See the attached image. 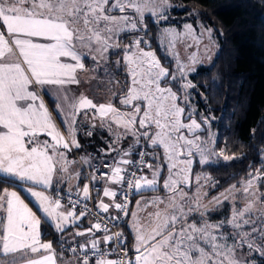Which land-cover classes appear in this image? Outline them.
<instances>
[{"label": "snow or ice", "instance_id": "1", "mask_svg": "<svg viewBox=\"0 0 264 264\" xmlns=\"http://www.w3.org/2000/svg\"><path fill=\"white\" fill-rule=\"evenodd\" d=\"M168 6V0H111V3L110 0H0V176L29 183L31 186L26 190L36 198L38 209L54 222L56 231L63 233L73 225L78 226L77 222L89 214L86 206L79 214L75 211L81 203V191L83 200L90 199L87 184L75 193L76 200L72 192H68L70 207L67 208L60 195L45 194L52 188L54 177L57 184L64 178L65 187L67 179L73 176L79 179L80 173L69 171L74 161L67 157L73 147H80L75 138L76 117L82 112L88 116L90 109L93 118H99L101 126H106L109 132L113 125L123 129L104 150L106 156L116 153L104 164L108 171L102 172L99 178L89 177L97 183L104 179L119 188L104 187L103 196L110 201L99 200L96 222L89 224L85 231L75 232L76 236L90 234L93 237L90 242L79 245L85 258L76 264H89L88 251H100L101 238L95 236L96 232L104 233L105 244L125 245L122 233L108 234L110 230L99 219V213L108 214L112 208L127 216L128 192L151 191L159 183L164 166L153 168L151 163L144 162V152L138 153L141 162L137 168L129 170L133 161L127 157L132 155L133 146L116 147L127 135L133 137L136 146L144 138L153 149L163 147L169 173L163 188L168 196L146 202L154 206L155 211L147 213L143 222L135 221L132 257L125 248L121 253L123 259H97L92 264H251V260L245 258L247 254L264 257V223L258 226L250 216L257 196L255 182L264 181V173H250L242 182L240 194L252 197L253 201L234 209L228 222L234 230L232 234L225 235L221 231L224 224H210L203 219L199 197H193L194 202H191L183 188L191 186L194 151L200 155L199 163L208 162L212 149L195 133L202 125H208L211 118L204 117L198 122L189 113L188 123L183 122L185 109L178 103L181 98L170 86L161 84L165 77L172 80L176 77L160 65L154 52L139 47L142 38L127 46L124 57L130 76V86L118 100L124 111L112 103L97 104L83 94L76 97L71 93L69 86L80 84L78 73L85 70V58L95 61L97 56L93 52L102 56L115 47L113 38L120 31H142L146 28L142 23L146 13L166 20ZM126 9L134 16L111 14L113 11L125 13ZM184 29L188 33L195 31L191 25H185ZM211 31L208 29L209 34ZM165 35L179 33L167 29ZM180 71L183 77L184 66ZM45 86L52 87L48 94L52 97L53 111L60 114L68 138L55 124L39 94L42 89L47 91ZM183 87L194 85L189 82ZM186 132L192 133L193 138H187ZM232 158L224 157L225 160ZM82 160L88 162L87 158ZM145 167L151 171V179L137 175V171ZM196 183L199 187V176ZM37 187L44 190H35ZM121 188H127L128 192L120 191ZM118 195L122 197L120 202L116 199ZM137 204L139 206V202ZM194 211L200 216L199 223L189 219ZM118 219L119 216H105L107 221ZM260 219L264 220V214ZM40 224V218L16 191L0 189V261L57 264L52 242L41 240ZM75 250L74 246L69 247L70 252Z\"/></svg>", "mask_w": 264, "mask_h": 264}, {"label": "trees", "instance_id": "2", "mask_svg": "<svg viewBox=\"0 0 264 264\" xmlns=\"http://www.w3.org/2000/svg\"><path fill=\"white\" fill-rule=\"evenodd\" d=\"M168 2L176 6L169 10L170 15L201 21L218 41L219 50L212 65L199 68L190 80L196 103L211 118L217 134L215 149L233 157L203 168L215 180L217 192L226 194L242 188L241 183L250 173H264L261 157L264 150V0ZM143 35L146 38L149 35L154 43L149 48L168 67L162 49L155 42L156 32L149 30ZM8 187L16 184L0 179V189ZM260 187L264 190V181ZM161 192L160 188L142 194ZM129 240L131 244L130 235ZM53 241L60 249L57 239Z\"/></svg>", "mask_w": 264, "mask_h": 264}, {"label": "rangeland", "instance_id": "3", "mask_svg": "<svg viewBox=\"0 0 264 264\" xmlns=\"http://www.w3.org/2000/svg\"><path fill=\"white\" fill-rule=\"evenodd\" d=\"M168 5L169 6L167 7L165 12V14L167 15L166 20H161L158 16H151L146 13L142 21L143 25H146V28H144L142 31L139 32L120 31L113 38V43L116 45L115 47L109 48L108 51L104 53L102 56L93 52L92 54L96 55L97 59L93 61L92 59L88 58L86 68L88 67V70L90 71L89 73L90 80L89 82H87V77L85 78L83 77L84 80L83 84L87 85L89 83L94 87H98V86L106 87L107 88L106 93L109 92V87L112 84L111 86L112 104L116 108L124 111L125 110L124 107L118 102V100L123 95L124 91L130 86V76L128 74V68L126 67V63L124 61V57L127 53V46L132 45L137 38H142V43L140 44L139 47L145 51L154 52L156 58L159 60L155 51L149 48L151 44H154L153 42H151V38L149 37V35L148 38H146V36L143 35V33L144 32L146 33V31L154 30L156 32L155 42L162 49V52L167 59V63L169 64V66L167 67L164 64H162L161 61L159 60L160 65L165 69H167L170 75L176 77V79L174 80L165 77L164 80L161 81V84L162 86L165 85L170 86L173 92H176L177 95L181 98L178 101V103L180 107H183L185 109V112L182 117L184 123H188L189 113H191L192 118L200 122L203 120L204 117H208V116L204 113V111L201 110L200 105H197L196 103L197 101L194 98V94H193V87H189L185 89L183 85L189 82L191 85H193L190 80L191 76L195 72H197L199 68L209 67L212 65L214 58L219 50L218 41L215 39L213 31H211V33L209 34L208 29L202 24L201 21L193 20V17L189 18L186 16H180L175 14L170 15L169 10H171L176 6L170 4L169 2ZM109 11L111 10L109 9ZM111 14L117 16L125 15V14L134 16L131 10L128 9H126L125 13H119L113 11L111 12ZM185 25H191L192 28L195 29V31L191 33L186 32L184 29ZM167 29L174 30L176 33H179V35L176 36L165 35V31ZM133 51H135V49H133ZM181 66H184L183 77L181 76V71H180ZM94 71H96V73H93ZM115 89L116 92L119 93L117 98L114 97L113 95ZM107 98H108V94H107ZM115 100L117 101L116 104H115ZM106 121L108 122V118H106ZM113 127L115 128V129L113 128L115 132H113L112 140H114L117 135L123 133L122 128L116 127L115 125H113ZM185 135L189 139L193 138L192 133L186 132ZM195 135L199 136L200 140L206 142L207 146L211 148L212 151L211 154L208 156L207 163H199L198 161L200 160V155L198 152L194 151L193 164L191 168H193V166L196 165L197 169L200 168V170L203 171L204 166L219 165L224 161L227 162L231 160V159L225 160L224 159L225 155L220 154L222 151H217L215 149L217 134L212 128L211 119H210V123L208 125H202L201 129L197 130ZM122 139L125 142V137H122L121 140ZM141 140L143 142H146L148 145V148L150 150L149 163L152 164L153 168H156L158 165L164 166L163 170L160 172V175L158 177L159 183L155 187L157 189L160 188L162 189L163 184L161 183L162 181L164 183V180L167 177L165 171L167 163L165 161L164 164L163 163L161 164L162 161H161L160 151L164 149L162 146L153 149L150 146L149 141L145 140L144 138H141ZM261 157L262 160L264 161V150L261 154ZM202 171L198 172V176L202 179L200 188L196 192H194V194L188 196L191 202H194L192 201L193 197L198 196L200 204H203L211 200L212 197L216 196V193L219 194L216 190L215 180L209 174L203 173ZM163 175H165V178L161 180V177ZM255 183H256L257 196L254 199L250 216L253 219V221L256 222L257 225L259 226L260 223H264V220L260 219L261 215L264 214V199H261V197H264V190L260 187L263 184V181H256ZM241 190L242 188L233 189L230 192L223 194V199L218 204V210L220 214H219V219L216 222L208 221L206 219V214L203 215V219L210 224H224L225 227L222 228L221 231H223L225 235L232 234L234 230L228 226V222L232 216L234 209L238 210L242 204H247L253 201L252 197L250 196L245 197L241 195L240 194ZM17 193L20 195L21 199H23L24 202L29 206V208L33 210L30 203L23 198L24 195L28 197L26 188H22V190L18 191ZM225 197L228 198L225 199ZM195 220L197 221V223H199L200 217H197ZM40 234L42 240V237H44L45 234L49 235V234H53V232L50 231L40 232ZM58 235L59 234L56 232L54 236L58 237ZM45 238L47 239V241L52 242L49 236ZM257 243H259V241H257ZM245 258L250 259L251 264H264V257L256 253L247 254Z\"/></svg>", "mask_w": 264, "mask_h": 264}, {"label": "crops", "instance_id": "4", "mask_svg": "<svg viewBox=\"0 0 264 264\" xmlns=\"http://www.w3.org/2000/svg\"><path fill=\"white\" fill-rule=\"evenodd\" d=\"M87 61H88V58H85L83 60V63L85 65V70L78 73V78L80 79V84L79 85L74 84V85L69 86L71 93L76 97H79L81 94H83L85 97L92 99L93 102L97 103V104H99V103H105V104L112 103V99H111V94H112L111 93L112 92L111 86H112V84L109 87V92H107V93H106V89H107L106 87H102V86L94 87L93 85H91L89 83L87 85L83 84L84 83L83 77L84 78L87 77V82H89V80H90V74H89L90 71L88 70V67L86 68ZM93 73H96V71H94ZM45 88L47 89V91L42 89V90H40L39 94H40L41 98L43 99L45 105L48 107L49 111L52 113L55 124L57 125L59 130L64 134V136L66 138H68L69 133L65 129V124L61 121L60 114L53 111L52 97L48 94L49 92L52 91V87L51 86H45ZM107 94H108V98H107ZM118 94L119 93H117L116 89H115L114 94H113L114 97L117 98ZM116 103H117V101L115 100V104ZM87 111L89 113L88 116H85L82 112L75 119V126H74L75 127V138L78 140L80 147L79 148L73 147L71 152L67 153L68 160L74 161V163H72L70 165L69 171L72 173H76V172L80 173L79 179H76L74 176L72 178L67 179V187H65V179L64 178H62L60 183L57 184L56 178L54 177L52 188L47 189L45 192V194L49 195L50 197H53V191L55 189H62V190L72 191V192H77L78 190H82L84 185L87 184L84 180V177H83V166L90 168L96 163H101L103 161H111L112 158L116 155L115 152H113L111 156L104 155V150L107 148L108 144L115 140V139L112 140V135H113V132H115V130H114L115 128L113 127L114 129L112 128V131L109 132L106 126H101V121L99 118H93L92 110L89 109ZM104 123H105V125L107 124L106 119H105ZM93 125H95V126H93ZM88 132H91L92 135L91 136L87 135ZM41 138L44 139L45 137H41ZM122 140L121 139L119 140L118 144H116V147L119 149H126L129 145H132L133 146L131 148L132 155L127 157L128 159L132 160L134 152L137 148L136 142L134 141V139L131 135L126 136L125 142ZM139 142H141V139ZM160 152H161V161H162L161 164L162 163L164 164L166 161L165 157H164V150H161ZM82 158H87L88 162L87 163L83 162ZM166 163H167V161H166ZM128 168H129V166H128ZM166 168H165V171H166V174L168 176L169 173L166 170ZM199 171H202V170H200V168L197 169L196 165H194L193 168H191V186L183 188V190L187 193V196L194 194V192H196L200 188V185L198 187L197 183H196V177L198 176ZM202 172L206 173L204 171H202ZM143 175H146L149 179L152 178V173L148 168H146ZM65 178H67V177H65ZM164 178H165V175H163L161 177V180H163ZM0 179H3V180H6V181H9L11 183L16 184V187H8L7 189L9 191L18 192V191H21L22 188L27 189L29 186H31L29 183L17 181L11 177L0 176ZM201 182H202V179L200 178V184H201ZM100 183L103 186V188L108 187V186H110L112 188H119V186H117V185H111L110 183H106L105 180L100 181ZM161 184H163V181ZM103 188L101 191H98L95 194L96 204L101 199H103L104 202H106V203H108L110 201V198L103 196ZM35 190H44V189L37 187ZM154 190H158V189L154 188L151 191H154ZM89 191H90V188H89ZM147 191H149V190L137 192V194H136V196L132 202V205H131L130 215H129L128 223H127V231L131 237V244H130L131 251H132L133 246L135 244V240H134L135 221L137 219H139L141 222H143L147 213H151V212L155 211V207L152 205H148L146 202L151 201L157 197L166 198L168 196V191L165 190L164 188H162V192L158 195H143L142 194V193L147 192ZM27 194H28V197H26L24 195L23 198L27 202L30 203V205L33 208V212H35L37 217L40 218V220H41L40 232H49V231L53 232V234H49V235L45 234L44 237H42V242H48L45 237H48V236L50 237V239L52 240L53 250L55 251L57 264H76L78 259L67 256L61 248V243L71 242V241H75V240H85L87 242H90L93 239V237L90 234L85 235V236H76L75 232L85 231V229L89 226V224L94 223V222L90 218L85 217V218H83L77 222L78 226L73 225V226L67 228L63 233H60L54 229V227H53L54 222L50 218H47L43 214V212L38 209V202H37L36 198L32 197L28 191H27ZM81 195L83 196L82 191H81ZM217 199L219 200V202H217ZM222 199H223V194L222 193L221 194L216 193V196L212 197L211 200H209L203 204H200L203 207H201L199 209V212L203 213V215L206 214V219L208 221H210V222L215 221L216 222L219 219V214H220L219 210H218V204L222 201ZM117 202H118V200H117ZM137 202H139V206H138ZM65 207L67 208V206H65ZM160 207L163 208L164 205H160ZM76 213L79 214L78 211H76ZM109 214H111V215L116 214V210L110 208ZM133 214H135V216ZM197 217H200V216L197 215L196 211H194L191 214V216L189 217V219H196ZM128 224H129L131 229L129 228ZM56 232L59 234L58 237L54 236ZM103 235L104 234H102L101 232L95 233L96 237L101 238V243L99 246L101 248H106L108 244H105L103 242ZM53 238L57 239V244L59 245L60 249L54 243ZM0 264H5V262L2 261Z\"/></svg>", "mask_w": 264, "mask_h": 264}, {"label": "built area", "instance_id": "5", "mask_svg": "<svg viewBox=\"0 0 264 264\" xmlns=\"http://www.w3.org/2000/svg\"><path fill=\"white\" fill-rule=\"evenodd\" d=\"M140 152L146 153L143 156V161L149 163L150 150L148 148L147 143L141 140V142H139V146H137L134 152V155L132 158L133 163L129 165V170H135L137 168V164L141 162L140 157L138 156V153ZM105 162L106 161H103L101 163H96L90 168L83 166V177H84L85 182L90 188V199L85 201L83 200V196L80 195L79 199L81 200V203H79V205L75 209V211H78L80 213L81 210H85V206H86V210L89 213L86 217L90 218L94 223L96 222V219H97L96 214L98 213V209L96 208L97 204H96L95 194L96 192L102 190L103 186L101 185L100 181L104 179H99V182L97 183L96 181L90 180L89 177H91L92 175H96L99 178L102 172L108 171V169L104 168ZM145 170H146V167L143 168L142 171H137V175L138 176L143 175ZM120 191L128 192L127 188H121ZM68 192L69 191L62 190V189H55L53 191V197L60 195L63 198L62 204L67 207H70V205H68ZM75 193L76 192H72L73 200L77 199ZM136 194L137 192H128V200L130 201V203L128 204V207H127V212H128L127 216L120 214L116 211V214L112 216H119V219L107 221L105 220V216L109 215V213L108 214L99 213V219L101 221H104V223L107 224V227L110 230L108 234L122 233L123 240L125 241V245L121 246V245H118L116 242H113L111 244H108L106 248H101L99 246V249H100L99 252L94 253L91 250H89L87 253V259L89 260V264H92V262L97 259H104V260L123 259V257L121 256V253L125 250V248L128 252V256L129 257L133 256V252L130 249V240H129V234L127 232V223H128V218L130 215L131 205H132V202ZM121 199L122 197L118 195L117 196L118 202H120ZM103 226L104 224L102 223V228ZM86 243L88 242L85 240H75L71 242H63L61 243V248L67 256L81 260L85 258V253L81 251V249L79 248V245H83ZM70 246H74L76 248L74 253L69 251ZM101 253H103L102 256H101Z\"/></svg>", "mask_w": 264, "mask_h": 264}]
</instances>
